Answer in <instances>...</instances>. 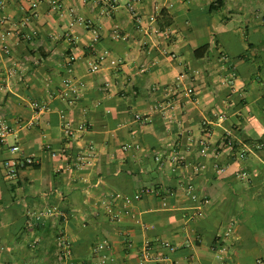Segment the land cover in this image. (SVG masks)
<instances>
[{
  "label": "crops",
  "instance_id": "crops-1",
  "mask_svg": "<svg viewBox=\"0 0 264 264\" xmlns=\"http://www.w3.org/2000/svg\"><path fill=\"white\" fill-rule=\"evenodd\" d=\"M56 1L0 0V120L10 127L0 144V264H93L101 238L108 264L135 263L145 240L144 264H159L156 255L264 264V149L239 160L220 148L224 134L264 140V0H136V14L131 0ZM162 7L171 23L159 29ZM64 120L85 128L66 140ZM64 143L71 159L50 155L46 144ZM88 145L94 155L77 167ZM19 155L32 164L9 178L2 162ZM144 188L154 192L134 199ZM49 206L57 211L27 214ZM59 233L71 250L62 260Z\"/></svg>",
  "mask_w": 264,
  "mask_h": 264
},
{
  "label": "built area",
  "instance_id": "built-area-1",
  "mask_svg": "<svg viewBox=\"0 0 264 264\" xmlns=\"http://www.w3.org/2000/svg\"><path fill=\"white\" fill-rule=\"evenodd\" d=\"M105 2L109 3L110 5H114L117 4L119 0H104ZM136 0H131V2H129L127 4L128 6V10L133 13H135V7L133 5V3ZM50 2L53 4V8L54 7H58L59 3L56 0H50ZM31 6L35 7L36 6V2L32 1L31 2ZM31 15L26 14L23 19H22V23H26L29 21ZM7 20V18L5 16H1L0 17V22H5ZM77 21L78 23H83L85 27H88L89 24L86 23L82 17H77ZM93 33H94V40L97 38L98 34L96 33V31L93 29ZM29 37V36H27ZM4 50H6V48H4ZM106 52H103L99 55H97L96 59H94L93 61L89 62L88 64V68L90 71H95L99 68V64L101 61L104 60ZM110 63L112 64H116V61L114 59H110L109 60ZM174 89H177V85L174 86ZM184 93L189 95L193 93V88L192 87H186L183 89ZM31 106L36 109L37 112H40L44 106L39 104L38 102H32ZM137 117L140 118V115H136ZM217 118L222 120L224 118V114L223 113H218L217 114ZM85 125L84 124H78L77 127H73L70 123V121L68 120H64L63 124H62V131L64 136L66 137V140L69 139V137H71L74 132L76 130H81L84 129ZM10 127L9 125L3 121L0 120V144L6 143V136L7 133L9 132ZM225 139L226 141L224 142L225 145L230 146L233 145V142H235V140L228 134H225ZM205 143L203 145V147L201 148L202 151L205 150ZM46 147L48 148L50 155L51 156H57L58 154L63 155L64 157H70L68 159H71V156L69 154V150L67 149V145L66 143H64L60 148L56 149V148H52L50 147L49 144H46ZM135 148H139V145L136 143L134 144ZM128 148V145L124 144L123 145V149ZM8 149L11 153H19V146L17 144H11L8 146ZM262 150L264 149V140H257L254 142H250L248 144H241L239 145L233 152V157L234 159H239L242 160L245 158L247 152H249L250 150ZM94 155V149L91 145L87 146L86 150H78L74 157L75 158V165L77 167H81L83 163H85V161H87V159H89V157ZM175 160V159H173ZM3 164V168H4V172L5 175L9 178H13L16 176L17 172L19 169L32 164V159L29 156H16V157H12V158H6L3 160L2 162ZM70 163L67 162V165H69ZM223 167H217L216 171L220 172L223 171ZM188 190V194L189 197L192 199H196L197 194L192 190V186L190 184L187 185V189ZM167 193L169 195H171L173 193V191L171 189H167L166 190ZM154 192L153 189L151 188H144L141 192H137L133 195L134 199H139L141 197V195L144 193H151ZM120 199H122L123 203H127L129 201L128 197L125 196H121ZM56 208L53 206H49L46 207L38 212H31L28 211L27 214H29L30 217H35L36 219H40L44 216H49L51 214H53L54 212H56ZM110 212V210H109ZM129 212V209L125 208L123 206V209H121V211H112L111 210V215L113 218H118L122 213L127 214ZM148 240H145V246L140 250V253L138 255V257L136 258V262L133 264H144V261L147 258V255L150 252V249L148 248ZM125 244L127 246H132V241L130 238H126L125 239ZM56 246L58 247L59 251L57 253V258L59 260L64 259V257L69 256L71 253L70 250V245L67 242L66 238L62 235V234H58L56 236ZM168 250L171 251L174 247L170 244L166 245ZM110 243L106 238H101L98 241H96V243L93 245L92 247V251L94 253L95 256V261L93 262V264H108L110 261H112V257L110 256ZM154 258L159 262V264H170L171 261L168 259L167 256H162V255H156L154 256Z\"/></svg>",
  "mask_w": 264,
  "mask_h": 264
},
{
  "label": "trees",
  "instance_id": "trees-1",
  "mask_svg": "<svg viewBox=\"0 0 264 264\" xmlns=\"http://www.w3.org/2000/svg\"><path fill=\"white\" fill-rule=\"evenodd\" d=\"M155 22H156V24H157V26H158L159 29H164L165 27H167L171 23V17L169 15V13L167 12V9L166 8L162 7L159 10L158 14L155 17ZM203 51L204 50H202V52ZM225 141H226V139H225V134H224L223 137H222V139H221V141H220V148L222 146H227L224 143ZM238 146H239V144L237 142H233V145H230V146H227V147H228V150H230L231 152H233ZM232 158H233V155H232L231 159ZM158 193H159L160 196L164 195V192H162L161 190H159Z\"/></svg>",
  "mask_w": 264,
  "mask_h": 264
}]
</instances>
